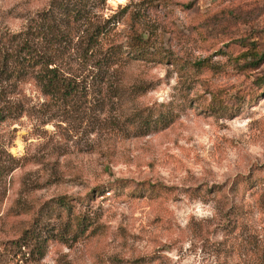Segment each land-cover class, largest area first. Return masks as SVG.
Wrapping results in <instances>:
<instances>
[{
    "label": "rangeland",
    "instance_id": "374dc122",
    "mask_svg": "<svg viewBox=\"0 0 264 264\" xmlns=\"http://www.w3.org/2000/svg\"><path fill=\"white\" fill-rule=\"evenodd\" d=\"M53 2L0 0V31H24ZM84 6L111 29L104 50L138 32L151 53L80 65L70 99L26 86L28 112L0 125L15 167L0 264H264V60L235 59L264 51V0ZM150 111L163 121L146 130ZM26 229L35 238L20 245Z\"/></svg>",
    "mask_w": 264,
    "mask_h": 264
},
{
    "label": "trees",
    "instance_id": "16d2710c",
    "mask_svg": "<svg viewBox=\"0 0 264 264\" xmlns=\"http://www.w3.org/2000/svg\"><path fill=\"white\" fill-rule=\"evenodd\" d=\"M53 3L47 11L32 19L24 31H0V125H9L28 112L24 100L27 85L55 99H70L81 92L77 68L91 59L105 72L122 66L126 60L150 56L149 38L138 32L127 36L126 44H112L104 50V36L111 29L107 24L95 25L94 17L84 9L85 0H54ZM84 25L92 30L83 38L78 32ZM236 58H243L245 65L254 68L264 60V51L249 49ZM152 113L150 111L143 120L146 130L163 121L162 113L157 117ZM7 140L0 136V147L3 146L0 150V192L4 179L15 169L12 161L8 162L3 156ZM9 156L12 158L10 153ZM34 238L26 229L19 243L28 245ZM39 246L41 249L42 245Z\"/></svg>",
    "mask_w": 264,
    "mask_h": 264
}]
</instances>
